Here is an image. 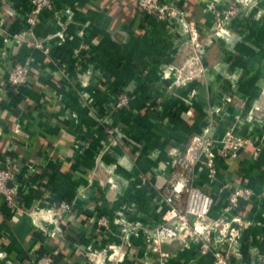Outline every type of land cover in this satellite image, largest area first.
I'll return each mask as SVG.
<instances>
[{"label": "crops", "instance_id": "crops-1", "mask_svg": "<svg viewBox=\"0 0 264 264\" xmlns=\"http://www.w3.org/2000/svg\"><path fill=\"white\" fill-rule=\"evenodd\" d=\"M53 1L33 26L29 0H0V156L14 163L21 201L17 211L0 201V264H37L45 253L55 264H96L90 256L100 251L107 254L98 264H162L152 235L169 207L173 151L193 145L198 154L207 138L218 153L229 129L253 143L230 160L217 154L214 178L195 163L194 180L216 198L211 218L222 213L224 182L254 190L237 209L245 226L222 245L230 264H264V0L240 9L228 32L205 46L200 74L184 82L165 76L192 52L180 22L145 16L136 0ZM169 1L204 37L213 27L208 4L229 0ZM39 40L49 51L29 44ZM27 60L28 82L10 86L9 71ZM120 91L130 107L103 123L97 114L106 116ZM59 200L73 209L58 221L40 217ZM102 215L109 229L98 224ZM123 227L137 231L124 238ZM211 238L219 239L216 230ZM162 248L165 264H215L195 238Z\"/></svg>", "mask_w": 264, "mask_h": 264}, {"label": "built area", "instance_id": "built-area-1", "mask_svg": "<svg viewBox=\"0 0 264 264\" xmlns=\"http://www.w3.org/2000/svg\"><path fill=\"white\" fill-rule=\"evenodd\" d=\"M32 4L28 15L30 25H35L41 11L45 8L54 9L53 0H29ZM137 7L141 14L152 16L159 20L170 22H180L190 33L192 52L186 63L182 66H170L167 68L165 76L174 77L176 81L184 82L197 75L196 71H202L198 66V61L202 59V54L206 45L214 42L216 36L228 32L227 25L231 19L244 7L254 5V0H229L225 4H218L216 1L208 4V9L212 12L213 27L202 37L196 23L190 19L186 9L170 2L169 0H136ZM63 37V33H59ZM13 39L20 43L24 40L21 34L15 33ZM31 46L39 47L49 51L42 41L29 42ZM30 61L15 63L8 73V83L14 88L24 86L32 75ZM199 72V73H200ZM131 97L126 91H120L113 99L108 100L105 105L106 115L119 114L130 107ZM105 123L106 117L98 116ZM106 130L110 135H114L115 129L106 125ZM113 144L118 140L112 138ZM252 144V139H247L236 135L233 129H229L223 139V145L218 153L213 150V142L207 138L202 139L198 154L195 153V146L190 145L185 150L173 151V167L164 188V199L168 204V210L163 215V222L154 229L152 235V249L158 253V261L165 264L168 253L162 248V244L175 239L187 241L197 239L201 253L211 252L214 255L215 264H230V255L222 245V241L236 240L241 226L244 227V220L237 213V209L242 203L251 202L256 198L251 187L235 185L224 182L219 189V195L223 198L222 213L218 218H211L210 211L216 202V198L201 189L194 180L195 163L203 162L208 170V175L214 178L217 174L216 157L217 154L223 159H232L238 155L246 144ZM17 171L11 158L0 156V201L5 203L13 211L20 209L21 201L17 184ZM220 197V198H221ZM184 203V208L179 204ZM73 209L71 202L59 200L58 203L45 209H39V215L58 221L63 217L64 212ZM98 224L106 229L110 228V221L102 215ZM135 228L123 227V237L128 238ZM216 230L219 234L217 241L212 240L211 232ZM137 231V230H136ZM113 248L114 253L115 247ZM113 251L110 257L113 256ZM122 252L118 250V252ZM106 251H100L97 255L90 256L98 264V255H105ZM55 257L51 253L43 254L37 264H55ZM101 264V263H100Z\"/></svg>", "mask_w": 264, "mask_h": 264}, {"label": "rangeland", "instance_id": "rangeland-1", "mask_svg": "<svg viewBox=\"0 0 264 264\" xmlns=\"http://www.w3.org/2000/svg\"><path fill=\"white\" fill-rule=\"evenodd\" d=\"M231 20H232V19H231ZM216 37H217V36H216ZM214 39H215V38H214ZM198 63H202V59H200V60L198 61ZM183 64H184V63H183ZM183 64H182V65H183ZM182 65H181V66H182ZM199 72H200V71H196L195 73H197V75H199V74H200ZM103 110L105 111V108H104ZM103 110H102V111H103ZM99 115L102 116V117H106V119H107V117L109 116V115H106V114H105L106 116H104V115H101V114L98 113L97 116H99ZM98 118H99V117H98Z\"/></svg>", "mask_w": 264, "mask_h": 264}, {"label": "trees", "instance_id": "trees-1", "mask_svg": "<svg viewBox=\"0 0 264 264\" xmlns=\"http://www.w3.org/2000/svg\"><path fill=\"white\" fill-rule=\"evenodd\" d=\"M183 8V7H182ZM42 253H43V251H42Z\"/></svg>", "mask_w": 264, "mask_h": 264}]
</instances>
